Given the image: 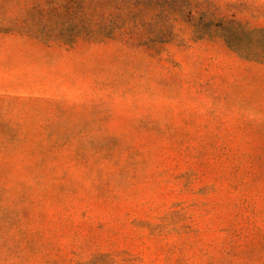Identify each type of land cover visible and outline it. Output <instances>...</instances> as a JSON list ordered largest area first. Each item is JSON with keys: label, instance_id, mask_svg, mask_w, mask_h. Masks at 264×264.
Segmentation results:
<instances>
[{"label": "rangeland", "instance_id": "374dc122", "mask_svg": "<svg viewBox=\"0 0 264 264\" xmlns=\"http://www.w3.org/2000/svg\"><path fill=\"white\" fill-rule=\"evenodd\" d=\"M0 264H264V0H0Z\"/></svg>", "mask_w": 264, "mask_h": 264}]
</instances>
